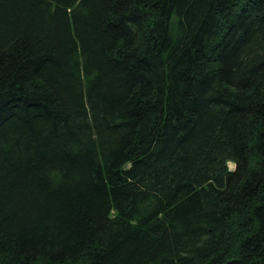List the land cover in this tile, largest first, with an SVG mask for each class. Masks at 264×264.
<instances>
[{"label":"trees","instance_id":"trees-1","mask_svg":"<svg viewBox=\"0 0 264 264\" xmlns=\"http://www.w3.org/2000/svg\"><path fill=\"white\" fill-rule=\"evenodd\" d=\"M0 264H264V0H0Z\"/></svg>","mask_w":264,"mask_h":264},{"label":"rangeland","instance_id":"rangeland-1","mask_svg":"<svg viewBox=\"0 0 264 264\" xmlns=\"http://www.w3.org/2000/svg\"><path fill=\"white\" fill-rule=\"evenodd\" d=\"M229 166H230L231 169L234 168V164L233 163H229Z\"/></svg>","mask_w":264,"mask_h":264},{"label":"bare ground","instance_id":"bare-ground-1","mask_svg":"<svg viewBox=\"0 0 264 264\" xmlns=\"http://www.w3.org/2000/svg\"><path fill=\"white\" fill-rule=\"evenodd\" d=\"M230 163H232V162H230ZM234 164V163H233Z\"/></svg>","mask_w":264,"mask_h":264}]
</instances>
